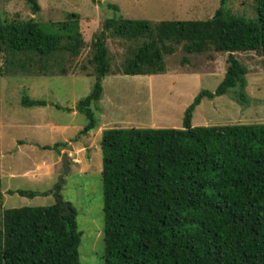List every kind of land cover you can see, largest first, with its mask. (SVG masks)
I'll list each match as a JSON object with an SVG mask.
<instances>
[{
    "label": "trees",
    "instance_id": "16d2710c",
    "mask_svg": "<svg viewBox=\"0 0 264 264\" xmlns=\"http://www.w3.org/2000/svg\"><path fill=\"white\" fill-rule=\"evenodd\" d=\"M24 1L34 15L41 12L38 0ZM254 2V21L236 15L223 1L205 21L111 18L94 34V73L89 76L95 83L77 105L88 120L79 136L99 128L92 105L101 101L106 77L164 74L165 56L180 47L188 55L228 54L224 80L215 92L204 90L188 107L184 128L103 131L104 264H264V124L195 127L192 123L205 98L235 92L238 103L250 102L249 71L235 54L255 52L264 57V0ZM108 7L120 11L116 5ZM80 20L77 13L55 23L8 21L0 14L4 63L0 77L68 75L71 61L86 46ZM111 38L130 43L117 73L109 59ZM21 104L47 106L27 94ZM66 145L42 149L60 153ZM50 193L10 192L32 199ZM55 200L51 206L5 210L0 264H81L77 211L70 204L72 213L62 217L65 209Z\"/></svg>",
    "mask_w": 264,
    "mask_h": 264
},
{
    "label": "rangeland",
    "instance_id": "374dc122",
    "mask_svg": "<svg viewBox=\"0 0 264 264\" xmlns=\"http://www.w3.org/2000/svg\"><path fill=\"white\" fill-rule=\"evenodd\" d=\"M41 12L34 15L24 0H2L4 20L64 22L72 13L80 15L86 46L71 61L66 76L15 75L0 77V229L5 210L45 207L56 203L54 191L63 172V156L70 171L60 185V196L77 211L82 233L79 247L81 264H104V200L102 187V133L112 128L182 129L185 112L204 90L215 92L224 80L228 54L214 51L188 55L182 47L166 55L167 72L154 76L114 74L103 81L101 101L92 105L99 128L89 135L79 134L88 120L77 110L79 101L93 90L95 77L91 63V40L106 20L120 18L162 21L208 20L223 1L239 16L257 19L255 0H38ZM116 5L119 12L110 9ZM113 72H119L130 43L107 41ZM248 68L247 95L243 106L237 93L207 98L197 107L193 126L264 124V57L255 52L236 53ZM0 61V67L3 65ZM237 92V91H236ZM24 94L47 103L25 108ZM56 105L72 111L56 109ZM67 142L60 153L44 146ZM50 174L47 175L46 173ZM28 173V174H27ZM39 176V177H35ZM27 190L51 192L35 198L10 194Z\"/></svg>",
    "mask_w": 264,
    "mask_h": 264
},
{
    "label": "water",
    "instance_id": "95a60500",
    "mask_svg": "<svg viewBox=\"0 0 264 264\" xmlns=\"http://www.w3.org/2000/svg\"><path fill=\"white\" fill-rule=\"evenodd\" d=\"M62 161H63V172L60 176L59 184L56 186V189L54 191V195L57 198V200L59 201V203L61 204V206L65 209L61 214V216L64 217V216L70 215L72 213V209L70 207V203H65L63 201V198L60 196V185L63 184L64 176L66 174H68L70 171V163H69L66 155L63 156Z\"/></svg>",
    "mask_w": 264,
    "mask_h": 264
},
{
    "label": "crops",
    "instance_id": "0c3cea01",
    "mask_svg": "<svg viewBox=\"0 0 264 264\" xmlns=\"http://www.w3.org/2000/svg\"><path fill=\"white\" fill-rule=\"evenodd\" d=\"M27 174H28V173H27ZM46 174H47V175H49L50 173H49V172H47ZM35 177H39V176H35Z\"/></svg>",
    "mask_w": 264,
    "mask_h": 264
}]
</instances>
